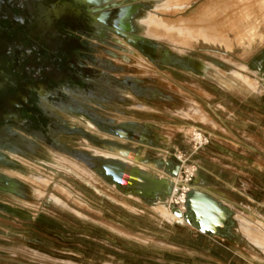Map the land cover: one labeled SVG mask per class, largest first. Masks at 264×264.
I'll list each match as a JSON object with an SVG mask.
<instances>
[{"label": "rangeland", "instance_id": "1", "mask_svg": "<svg viewBox=\"0 0 264 264\" xmlns=\"http://www.w3.org/2000/svg\"><path fill=\"white\" fill-rule=\"evenodd\" d=\"M139 3L140 12L134 19L145 14L142 17L145 27L136 31L146 38H154L148 39L168 53L156 55L155 61L137 49L136 53L110 50L113 56H103V61L108 63L103 67L108 75V81L103 83L108 95L103 100L87 99L83 105L92 114L113 124L123 123L130 130H134L133 123H143L144 135L154 147L155 157L168 158L175 163V151L187 155L191 152L193 128L209 134L210 142L191 157L199 166L197 175L206 176L213 191L230 193L232 205L244 210L246 215H236L239 223L233 224L232 241L246 245L244 234L263 250L249 247L264 264V241L259 242L257 238L264 237V0H160L154 3L143 0ZM147 19L159 20L160 28L145 24ZM179 30L190 38H182ZM195 59L204 63V69L199 67L202 71L190 68V65L197 67L192 62ZM199 75H204L205 82L211 86L215 84L210 81L219 84L228 100L244 101L247 108L232 104V115H235L232 136H214L199 123L172 116L166 110L171 94L162 86L164 80L172 77L197 80ZM217 77L225 82L232 80V87L225 86ZM245 78L256 89H249ZM127 79L139 80L136 84L139 93L130 87ZM116 81L123 96H115L110 90ZM151 87L157 89L155 94L145 92ZM184 88L190 90L191 87ZM201 110L193 105L171 109L209 121ZM61 119L84 125L94 136L102 135L108 140L109 147L103 149L79 135L76 142L68 135H60V141L71 143L78 153L91 149L93 154L131 167L139 166L154 175L162 174L135 158L120 155L118 149L131 147L132 141L116 133L101 132L84 114L61 113ZM172 122L186 126L175 129ZM227 138H232V148L221 144L220 141L228 143ZM215 154L219 155L218 159ZM51 155L52 159H39L40 162L36 157L31 158L27 175L10 171L24 182L23 196L0 192V264H125L112 252L156 257L165 248L171 249L163 243L160 232L140 233L139 225H134L132 220L123 223L122 212L116 208L121 192L85 160L64 152ZM228 157L232 158V166L226 165ZM17 158L26 162L20 156ZM0 170L9 172L1 163ZM159 204L154 205V210L166 217L160 212ZM173 220L183 221L179 217ZM144 250L147 253H143Z\"/></svg>", "mask_w": 264, "mask_h": 264}, {"label": "flooded vegetation", "instance_id": "2", "mask_svg": "<svg viewBox=\"0 0 264 264\" xmlns=\"http://www.w3.org/2000/svg\"><path fill=\"white\" fill-rule=\"evenodd\" d=\"M93 1L0 0V163L9 169L5 173L0 170V192L23 196L24 182L10 171L27 175L31 158L50 160L52 152L78 156L93 168L102 169L103 162H121L93 154L91 149L78 153L71 143L60 141L62 134L72 137L73 142L79 135L96 147H109L105 136L96 137L84 125L63 121L61 113L84 114L101 132L114 133L113 129L121 125L92 114L83 104L108 95L103 85L108 81L104 55H112L114 49L143 52L134 42L144 37L136 31L141 14L134 19L141 3L135 5L128 19L112 20L107 25L87 13L88 7L96 8ZM138 22L145 27L142 17ZM148 45L145 54L155 61L156 55L168 53L150 39ZM137 80L126 81L139 93ZM116 82L110 90L115 96H123ZM145 92L151 95L157 89L151 87ZM96 172L107 179L103 171Z\"/></svg>", "mask_w": 264, "mask_h": 264}, {"label": "crops", "instance_id": "3", "mask_svg": "<svg viewBox=\"0 0 264 264\" xmlns=\"http://www.w3.org/2000/svg\"><path fill=\"white\" fill-rule=\"evenodd\" d=\"M195 60L198 61V65L195 63ZM195 60H192V62L198 67H201V69H204V63L198 59ZM205 79L207 80L204 75H199L197 80L188 78L177 79L175 77L170 78V80H164L165 83H162V86L164 85L171 94V100L169 105L166 107V110L172 116L181 117L184 120H191L199 123L202 129L208 130L214 136L222 134L232 136V118L235 117V115H232V104L236 105L237 107H247L243 105V100H228L229 98L227 95L223 96L221 93V91L224 89L219 84L215 83L214 81H210L215 84V87L214 85L211 86L205 82ZM189 86L191 87L190 90H186V88H184ZM177 103H179V106ZM188 105H193L202 109L201 111H203L207 116L206 120L209 121L194 119L193 117L184 116L171 111V109L177 110L179 108H187ZM149 107L152 108V106ZM119 125L125 124L119 123ZM133 125H135L133 127L134 130L131 131L134 133L136 138H124L123 136L118 135L121 138L123 137L122 139H128L127 141H132L133 143L131 147H120L122 149L128 150L133 158L127 156L125 157L132 160L135 158L139 163L155 168L157 171L162 172V174H157L158 176H165L166 173L164 172V162L169 161L170 159L155 157L154 147L149 144L150 141L147 140L144 135L145 132L143 129L145 126L143 123L138 121L133 123ZM171 126H173L172 128L178 129L180 127H185L186 125L172 122ZM225 140L229 142L224 143L223 141H220L221 144H225L226 147L232 148V138H227ZM237 145L239 146V144ZM141 146H143V148ZM215 155L218 156V159L219 155ZM228 158L229 161L226 163V165L232 166V158ZM259 164L262 165L261 158ZM134 167L140 168L139 166ZM201 177L205 181V183L202 185V189L220 200L225 206L231 209V219L234 220L233 224L238 222L236 218L237 214L242 213L246 215L240 206L236 207L235 205H232V197L230 193L221 190L213 191L210 184H208V179L206 176L202 175ZM216 178L218 179L219 177ZM119 192H121L122 196L118 197L119 201H117L116 208L118 209L119 213L122 212L123 218H121V220L123 223L132 220L134 225H139L140 233L150 231L160 232V235L164 240L163 243L166 246L171 247V249L165 248L161 255L156 257L137 255L124 251L112 252L116 254L119 259L124 260L125 264H262L256 258L252 250L249 249V247L257 248L261 251L263 250L252 243L241 232V230L240 232L245 237L246 245L232 241V228L234 225L230 228L229 233L224 237L209 236L198 231L185 221H171L162 216L158 211L154 210V205L159 202L154 204L156 201L150 200L146 197L125 193L121 190H119ZM143 253H147V250H144Z\"/></svg>", "mask_w": 264, "mask_h": 264}, {"label": "water", "instance_id": "4", "mask_svg": "<svg viewBox=\"0 0 264 264\" xmlns=\"http://www.w3.org/2000/svg\"><path fill=\"white\" fill-rule=\"evenodd\" d=\"M141 1L143 0H120L119 2L94 0L96 8L88 7L87 13L96 22L109 25L112 20L128 19L135 5ZM148 41L146 37L134 40L144 53H148ZM113 130L119 136L136 138L128 131L126 125L115 127ZM100 166L102 169L94 167V170L103 171L108 182L116 185L119 190L163 202L167 201L172 192L170 177L177 176L180 171V165L173 161L164 162V172L168 177H160L140 168L130 167L123 162L108 161L100 163ZM204 183V179L197 175L193 180L194 186L187 193L185 210L177 205H170V209L198 231L209 236L224 237L233 226L232 211L220 200L205 192L202 189Z\"/></svg>", "mask_w": 264, "mask_h": 264}, {"label": "built area", "instance_id": "5", "mask_svg": "<svg viewBox=\"0 0 264 264\" xmlns=\"http://www.w3.org/2000/svg\"><path fill=\"white\" fill-rule=\"evenodd\" d=\"M209 142H210L209 134H207L205 131L201 130L200 128H197L196 133L191 134V144H192L191 152L188 155L183 151H175V153H173L176 163L180 165V171L177 177L180 176V181H179L181 184L180 192L185 196L184 197L185 200L183 201L184 205L181 206L177 201H173V199H170L169 205H177L182 210H185L187 193L194 186L193 180L197 176L199 170V166L193 160H191V157L197 151L204 148ZM174 189H175V184L173 183L172 192L170 196L173 195Z\"/></svg>", "mask_w": 264, "mask_h": 264}, {"label": "bare ground", "instance_id": "6", "mask_svg": "<svg viewBox=\"0 0 264 264\" xmlns=\"http://www.w3.org/2000/svg\"><path fill=\"white\" fill-rule=\"evenodd\" d=\"M151 2H157V1H160V0H150ZM145 14H141L140 15V17H143ZM139 17V18H140ZM139 18L137 19V23H138V25H139V27H140V29H142V27H141V25L139 24V22H138V20H139ZM159 20H157V19H147V20H144V22H145V24H146V22L148 23V25H150V26H152V27H155V28H160V24H159V22H158ZM180 31V30H179ZM178 31V32H179ZM179 34H181L180 36L182 37V38H185V39H187V38H190L189 36H186V35H184L183 34V32L182 31H180L179 32ZM145 35V34H144ZM148 38H151V39H154V38H152V37H150V36H147ZM191 38H192V36H191ZM143 53V52H142ZM144 55H146L145 53H144ZM195 63L198 65L199 63H198V61L197 60H195ZM234 75H236V73L234 74ZM238 75V74H237ZM241 78H242V76H241ZM238 79V78H237ZM236 79V80H237ZM217 80H219L222 84H224L225 86H227V87H232V80H228L227 82H225L223 79H221V78H219V77H217ZM235 80V79H234ZM245 81H247V85H249L248 87H249V89H253V88H255L254 87V85L248 80V79H246L245 78ZM235 85V84H234ZM257 87V86H256ZM256 89V88H255ZM205 115V114H204ZM206 116V115H205ZM205 116H204V118H205ZM207 117V116H206ZM206 119V118H205ZM196 131H197V128H193L191 131H190V133L191 134H195L196 133ZM125 138V137H124ZM118 152L119 153H121L122 155H124V156H127V157H132L131 156V154L127 151V150H125V149H118ZM125 162V161H124ZM131 167V166H130ZM162 177H168V175H163ZM170 179H171V181H172V184L174 183L175 184V189H174V192H173V195L172 196H170L169 197V199H168V201H166V202H163V201H160V200H158V201H156L154 204H156L157 202H159L160 204H159V207H160V212L161 213H163V214H165V216L167 217V218H169V219H171V220H173V219H175V218H178L179 216H177L176 214H174L173 212H172V210L170 209V205H169V201H170V199H173V201H177L181 206H183L184 204H183V201L185 200L184 199V195L183 194H181V192H180V190H181V188H180V176L179 177H177V176H175V177H170ZM180 218V217H179ZM182 219V218H181ZM183 220V219H182ZM184 221V220H183ZM252 232V231H251ZM255 232H257V231H255ZM253 233H254V231H253ZM253 233H251V235L253 234ZM255 236H257V235H255ZM242 238V237H241ZM257 238H258V240H259V242L261 241H264V237L262 236V235H259V236H257ZM257 240V239H256ZM263 244H264V242H263Z\"/></svg>", "mask_w": 264, "mask_h": 264}]
</instances>
